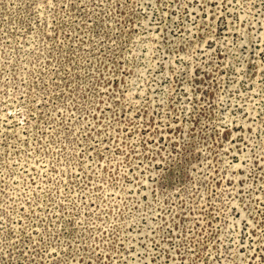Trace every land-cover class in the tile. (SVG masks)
<instances>
[{
    "label": "rangeland",
    "instance_id": "1",
    "mask_svg": "<svg viewBox=\"0 0 264 264\" xmlns=\"http://www.w3.org/2000/svg\"><path fill=\"white\" fill-rule=\"evenodd\" d=\"M0 264H264V0H0Z\"/></svg>",
    "mask_w": 264,
    "mask_h": 264
}]
</instances>
